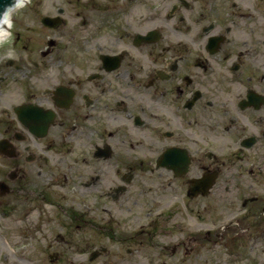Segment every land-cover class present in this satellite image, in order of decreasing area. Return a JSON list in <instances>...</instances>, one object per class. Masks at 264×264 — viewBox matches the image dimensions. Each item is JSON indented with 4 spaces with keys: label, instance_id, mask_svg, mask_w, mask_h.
<instances>
[{
    "label": "flooded vegetation",
    "instance_id": "flooded-vegetation-1",
    "mask_svg": "<svg viewBox=\"0 0 264 264\" xmlns=\"http://www.w3.org/2000/svg\"><path fill=\"white\" fill-rule=\"evenodd\" d=\"M0 36V264H264V0H89Z\"/></svg>",
    "mask_w": 264,
    "mask_h": 264
},
{
    "label": "rangeland",
    "instance_id": "rangeland-1",
    "mask_svg": "<svg viewBox=\"0 0 264 264\" xmlns=\"http://www.w3.org/2000/svg\"><path fill=\"white\" fill-rule=\"evenodd\" d=\"M87 1L89 0H28L24 3L23 7L19 9L87 3Z\"/></svg>",
    "mask_w": 264,
    "mask_h": 264
},
{
    "label": "clouds",
    "instance_id": "clouds-1",
    "mask_svg": "<svg viewBox=\"0 0 264 264\" xmlns=\"http://www.w3.org/2000/svg\"><path fill=\"white\" fill-rule=\"evenodd\" d=\"M21 7H23V0H14V4L8 6L5 11L0 14V24H10L12 13Z\"/></svg>",
    "mask_w": 264,
    "mask_h": 264
},
{
    "label": "water",
    "instance_id": "water-1",
    "mask_svg": "<svg viewBox=\"0 0 264 264\" xmlns=\"http://www.w3.org/2000/svg\"><path fill=\"white\" fill-rule=\"evenodd\" d=\"M13 3V0H0V14Z\"/></svg>",
    "mask_w": 264,
    "mask_h": 264
},
{
    "label": "bare ground",
    "instance_id": "bare-ground-1",
    "mask_svg": "<svg viewBox=\"0 0 264 264\" xmlns=\"http://www.w3.org/2000/svg\"><path fill=\"white\" fill-rule=\"evenodd\" d=\"M28 0H23V5H24V3H26ZM14 4V0H13V3L11 4V5H13ZM1 25H4V24H0V27H1ZM0 36H3L2 34H1V31H0Z\"/></svg>",
    "mask_w": 264,
    "mask_h": 264
}]
</instances>
